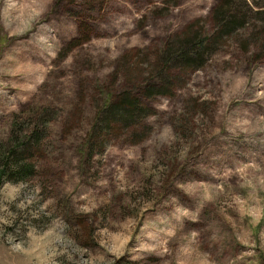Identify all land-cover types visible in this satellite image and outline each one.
Listing matches in <instances>:
<instances>
[{
	"label": "rangeland",
	"instance_id": "1",
	"mask_svg": "<svg viewBox=\"0 0 264 264\" xmlns=\"http://www.w3.org/2000/svg\"><path fill=\"white\" fill-rule=\"evenodd\" d=\"M219 1L0 0V178L10 149L35 166L0 181V264H264V0H235L247 26L144 92ZM127 92L147 113L102 122Z\"/></svg>",
	"mask_w": 264,
	"mask_h": 264
},
{
	"label": "trees",
	"instance_id": "2",
	"mask_svg": "<svg viewBox=\"0 0 264 264\" xmlns=\"http://www.w3.org/2000/svg\"><path fill=\"white\" fill-rule=\"evenodd\" d=\"M235 0H220L218 5L213 9L214 16V26L216 30L209 34L204 33L200 30H192V27L182 36H180L171 46H168L163 51L158 54L157 60V76L162 78V84L154 80L152 85L149 84L148 88L144 91L146 95H154L158 93H167L171 90L173 91V77L172 71L174 69L180 68L186 71H196L202 68L208 57L215 50L214 48L220 44L223 37L230 36L235 33L240 28L247 26V21H245V14L238 15V12H233L232 5ZM244 6V5H243ZM245 7V6H244ZM261 7H264L261 6ZM255 16H264V9L253 11L250 9ZM250 18V17H249ZM264 22H262L263 25ZM264 35V26L259 31ZM168 73L165 75V72ZM175 71V70H174ZM164 75V76H163ZM167 76V77H166ZM179 79V78H177ZM140 101L138 98L133 97V94L127 92L123 94L115 102H112L108 106H105L100 113L99 117H102V122H107L109 124L120 123L123 125H129L132 120L138 118L137 116L144 115L147 113V108L143 105L140 106ZM112 127V126H109ZM98 128L97 125L95 127ZM14 141L17 145L28 146V143L32 141L35 136L36 141L39 140V134L37 131L33 132L31 135H19L17 131H14ZM37 135V136H36ZM35 141V142H36ZM101 143L98 144L101 147ZM32 147H30L31 150ZM10 153L16 158L11 162V156L2 154L3 167L1 171L0 181L2 180H14L13 175L21 176V180L25 181L34 170V165L24 164L22 157L19 155L18 151H12ZM11 155V154H10ZM10 163V169H8ZM15 163L16 167L13 165ZM11 174L4 177L6 174ZM13 177V178H12ZM18 179V178H16Z\"/></svg>",
	"mask_w": 264,
	"mask_h": 264
}]
</instances>
